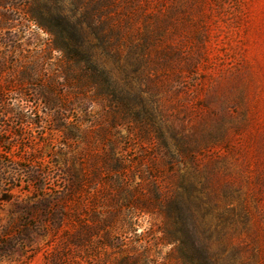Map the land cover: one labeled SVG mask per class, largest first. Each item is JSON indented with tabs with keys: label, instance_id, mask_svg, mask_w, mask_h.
<instances>
[{
	"label": "rangeland",
	"instance_id": "obj_1",
	"mask_svg": "<svg viewBox=\"0 0 264 264\" xmlns=\"http://www.w3.org/2000/svg\"><path fill=\"white\" fill-rule=\"evenodd\" d=\"M60 4L88 34L90 11L106 2ZM114 4L115 30L104 34L113 47L105 55L117 57L108 64L121 85L141 94L167 133L180 129L206 145L197 157V181L205 184L195 216L199 243L214 264H264V0ZM26 7V0H0V264H118V234L110 248L90 250L67 241L78 238L75 229H55L56 218L44 215L42 192L54 195L62 186L59 163L73 152L63 145L54 110L44 108L37 95L42 78L27 83L20 76L27 69L45 74L40 56L48 37L27 21ZM19 97L39 123L31 131L7 113ZM65 100L71 105L63 115L75 120L77 102L68 94ZM100 109L95 105L90 113ZM145 130L126 125L107 131ZM134 149L131 157L137 159L140 149ZM34 157L38 163L32 165ZM30 171L47 175L43 191L29 181ZM160 221L157 215L140 218L136 233L143 242L129 246L139 254L138 264H179L162 238Z\"/></svg>",
	"mask_w": 264,
	"mask_h": 264
},
{
	"label": "trees",
	"instance_id": "obj_2",
	"mask_svg": "<svg viewBox=\"0 0 264 264\" xmlns=\"http://www.w3.org/2000/svg\"><path fill=\"white\" fill-rule=\"evenodd\" d=\"M26 2L27 21L48 39L40 56V69L45 74L27 69L20 76L25 81L42 78L37 95L44 108L54 110L51 115L66 142L63 145L73 152L59 163L62 186L54 195L43 191L45 173H28L29 181L39 182L37 189L43 191L40 201L44 215L56 218L55 229H75L78 238L72 241L68 236L67 241L90 250L100 245L110 248L113 234H118V264H138L139 256L134 255L139 254H134L129 246L143 242L141 234L136 233L140 218L157 215L161 218L162 238L173 246L179 264H214L208 247L195 236V216L205 186L197 181V157L206 145L191 135L179 133L180 129L167 133L156 122L141 94L121 85L112 71L108 62H115L117 57L105 55L113 45L104 34L115 30V0H105V5L92 8L88 15L92 28L89 35L81 23L63 10L60 0H46V4L40 0ZM52 54L57 55L52 58ZM20 90L15 92L22 95ZM67 94L77 102L80 115L75 120L63 115L71 105L65 100ZM95 105H100V111L107 110L103 115L100 111L90 113ZM7 113L30 131L39 124L24 107L21 97L15 99ZM102 116L108 121L106 127ZM126 125L147 130L124 135L107 131ZM135 147L140 149L137 159L131 157L132 153L136 155ZM28 150L33 153L31 147ZM37 160L32 158V165ZM186 160L189 168L185 167ZM53 206L55 215L50 212Z\"/></svg>",
	"mask_w": 264,
	"mask_h": 264
}]
</instances>
